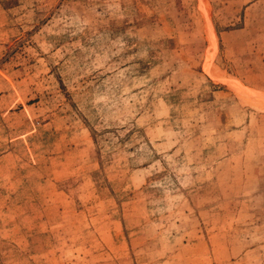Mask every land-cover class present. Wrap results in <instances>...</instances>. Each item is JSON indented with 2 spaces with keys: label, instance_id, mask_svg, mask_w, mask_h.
Segmentation results:
<instances>
[{
  "label": "rangeland",
  "instance_id": "obj_1",
  "mask_svg": "<svg viewBox=\"0 0 264 264\" xmlns=\"http://www.w3.org/2000/svg\"><path fill=\"white\" fill-rule=\"evenodd\" d=\"M0 264H264V0H0Z\"/></svg>",
  "mask_w": 264,
  "mask_h": 264
}]
</instances>
